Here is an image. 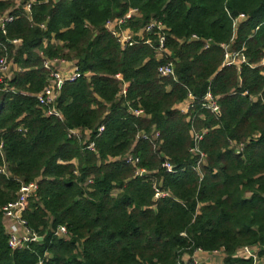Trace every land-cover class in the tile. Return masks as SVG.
<instances>
[{
	"label": "trees",
	"instance_id": "obj_1",
	"mask_svg": "<svg viewBox=\"0 0 264 264\" xmlns=\"http://www.w3.org/2000/svg\"><path fill=\"white\" fill-rule=\"evenodd\" d=\"M29 1L0 0V17H14L0 31V58L18 69L0 83V264H185L196 251L251 264L234 258L246 246L264 259V0H35L28 17ZM131 9L133 33L152 20L166 28L162 60L155 37L122 49L107 32ZM223 46L245 63L225 66ZM45 60L81 73L63 84L58 116L36 99L48 85ZM166 62L174 79L158 77ZM207 91L219 116L198 104ZM188 94L195 106L182 114ZM191 130L206 131L198 170ZM32 182L23 217L41 241L11 250L1 209ZM153 182L168 196L155 199ZM58 226L66 238L53 235Z\"/></svg>",
	"mask_w": 264,
	"mask_h": 264
},
{
	"label": "built area",
	"instance_id": "obj_2",
	"mask_svg": "<svg viewBox=\"0 0 264 264\" xmlns=\"http://www.w3.org/2000/svg\"><path fill=\"white\" fill-rule=\"evenodd\" d=\"M35 3V0H30L27 4L23 6V11L30 16L31 5ZM139 17V13L136 9L129 10L124 16L118 18L113 21H109L106 23L105 28L107 32L117 41L122 49H126L132 47L139 42L144 45L151 46V36L155 37L157 40V46L154 48L155 56L157 59L162 60L166 57L167 50L165 47L166 43V28L162 25L161 22L158 21H150L146 24L138 33H133L126 25L128 22L134 20ZM244 18L243 15H239L238 18L234 21V25L240 22ZM14 20V17L11 13H6L2 17H0V31L2 34H5L6 25L10 24ZM42 29L45 28L44 25L40 26ZM192 40L197 41L198 38L193 36ZM12 44L18 45L20 41H13ZM209 44L206 43V46ZM225 49L224 54V65H238L245 63L244 57L241 53H230L227 48L223 46ZM11 63L7 60L6 57L0 58V83H3L6 77L5 75L8 73V69ZM261 66L264 67V60L261 63ZM44 69L48 72V85L43 89L41 93L36 96V99L40 105V107L47 108L46 115H55L58 116L56 109L54 108L57 96L65 82H73L81 77V73L77 70L73 63H68L62 60H45L43 62ZM157 74L159 78L174 79V71L172 62H166L160 65L157 68ZM6 77V78H5ZM10 80V78H8ZM126 92L125 86L122 87V94L124 95ZM201 109L209 111L211 114L215 116L220 115V108L217 102V98L214 97L210 91H207L205 95L198 102ZM195 106V99L191 94H188L186 100L177 106V109L182 114H188ZM131 113L135 116H139L142 114V111H131ZM104 131L103 126H99L97 128V135L100 136ZM206 134V131H201L196 133L191 130L190 135L192 136L193 146L189 150L190 154L197 159L196 169L198 170L201 164L205 162V154L200 151L198 148L199 142L202 140L203 135ZM82 134L80 131L72 130L69 132V137H75L80 139ZM143 140H149L148 136L140 135ZM158 137V133H155L151 136V139H155ZM232 145V143H231ZM1 148V147H0ZM86 149L89 151H93L94 144L92 142L88 143ZM239 149H241L239 147ZM123 160L127 165L132 167H136L139 163V159L127 154ZM162 168L166 169L168 173L173 172V168L167 162L162 164ZM2 172V171H0ZM75 175L77 171H74ZM135 176L140 178H147L149 174L142 169H135ZM91 180H88L86 184H90ZM37 183L32 182L26 185H22L16 195V199L1 209L2 219L4 223V227L7 234V245L11 250H18L23 248L29 242H39L38 237L31 233L28 228V224L23 217V214L28 210L29 201L37 192ZM152 189L155 193V199L167 197L168 194L159 190V188L153 182ZM53 235L58 238H66L67 228L65 226H58L54 231ZM260 248L257 246L253 247H243L239 249L234 258L244 259L250 261L251 264H264V259L259 256ZM199 253H206L202 251H196L193 256L185 262V264H202L200 258L198 257ZM218 253H222V251L210 252L209 254L216 255ZM224 264V263H223Z\"/></svg>",
	"mask_w": 264,
	"mask_h": 264
},
{
	"label": "crops",
	"instance_id": "obj_3",
	"mask_svg": "<svg viewBox=\"0 0 264 264\" xmlns=\"http://www.w3.org/2000/svg\"><path fill=\"white\" fill-rule=\"evenodd\" d=\"M198 257L200 258L202 264H223L224 261V254L222 253H218L216 255L209 253H199Z\"/></svg>",
	"mask_w": 264,
	"mask_h": 264
},
{
	"label": "rangeland",
	"instance_id": "obj_4",
	"mask_svg": "<svg viewBox=\"0 0 264 264\" xmlns=\"http://www.w3.org/2000/svg\"><path fill=\"white\" fill-rule=\"evenodd\" d=\"M14 70H15V71H14ZM16 71H18V69H17L15 66L10 65V67H9V69H8V73H7L5 76L11 79L12 76H13V74H14V72H16ZM6 77H5V78H6ZM8 78L5 79V80H8Z\"/></svg>",
	"mask_w": 264,
	"mask_h": 264
},
{
	"label": "water",
	"instance_id": "obj_5",
	"mask_svg": "<svg viewBox=\"0 0 264 264\" xmlns=\"http://www.w3.org/2000/svg\"><path fill=\"white\" fill-rule=\"evenodd\" d=\"M39 241H41V239H39Z\"/></svg>",
	"mask_w": 264,
	"mask_h": 264
}]
</instances>
